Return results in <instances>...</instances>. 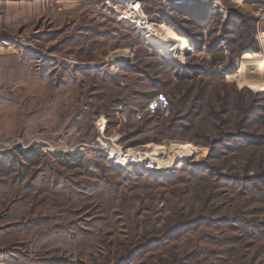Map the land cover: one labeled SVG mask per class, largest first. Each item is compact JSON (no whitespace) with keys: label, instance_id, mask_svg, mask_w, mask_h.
<instances>
[{"label":"rangeland","instance_id":"obj_1","mask_svg":"<svg viewBox=\"0 0 264 264\" xmlns=\"http://www.w3.org/2000/svg\"><path fill=\"white\" fill-rule=\"evenodd\" d=\"M193 1L141 0L161 38L188 41L178 59L111 14L0 0V264H264V72L235 77L244 52L264 63V0L183 23L170 3ZM228 8L251 38L195 49L184 33L218 37ZM184 60L202 67L191 80Z\"/></svg>","mask_w":264,"mask_h":264},{"label":"trees","instance_id":"obj_2","mask_svg":"<svg viewBox=\"0 0 264 264\" xmlns=\"http://www.w3.org/2000/svg\"><path fill=\"white\" fill-rule=\"evenodd\" d=\"M224 1V0H221ZM170 7L172 8V11L176 13L178 17H181L182 22L187 20L189 21L186 17L189 15L193 14L196 9L199 10L198 16L203 20V22L209 21L212 18H219V12L217 8L214 7L212 0H194L193 2H184L180 4H173L170 3ZM195 9V10H192ZM187 10V11H186ZM194 15V14H193ZM166 15H162L163 21L167 22L171 26H174L176 28V25L174 22L170 20L169 17H165ZM246 17L244 13H242L239 9H230L228 8L227 13H226V18L222 22L221 25V31L218 37L211 38L209 42L205 43L203 41L202 35L197 36V39H194L188 34L184 33L186 37L191 39L195 45V49H200L203 46H205L206 50L208 52H215V53H221V41L224 39V41L229 44L228 39L226 37L230 36H236L239 39H247L251 38V23L253 19L250 18V21L246 22ZM250 22V24H249ZM184 23V22H183ZM177 29V28H176ZM232 31V32H227ZM210 34V32H209ZM208 34V35H209ZM181 38H183L185 41H187L183 36L179 35ZM188 42V41H187ZM188 47L191 48V46L188 44ZM243 49V48H242ZM249 53V52H246ZM250 54V53H249ZM219 60V65H222L224 72H230L235 70V62L232 58H229L227 62H225L224 66L222 63V56ZM172 69L174 70V73L176 77L180 80H191L195 78L201 71L202 67L199 64H194V60L192 61H187L184 65L176 64L172 62ZM241 140H238L235 138L234 144L236 146H239L242 141L245 139L241 136H239ZM238 137V138H239ZM249 139V138H246ZM239 142V143H238ZM215 150V149H214ZM213 150V152H214ZM202 164V163H201Z\"/></svg>","mask_w":264,"mask_h":264},{"label":"built area","instance_id":"obj_3","mask_svg":"<svg viewBox=\"0 0 264 264\" xmlns=\"http://www.w3.org/2000/svg\"><path fill=\"white\" fill-rule=\"evenodd\" d=\"M99 8L113 15L118 22L127 24L136 29L146 41L148 39L158 40L161 37L157 27L152 26L153 22L151 18L147 16L141 0H100ZM63 61L67 64H76L71 57L65 58ZM179 63L184 65L185 60ZM110 161L114 166L119 168L139 165L135 156L129 153L118 152L110 158Z\"/></svg>","mask_w":264,"mask_h":264},{"label":"bare ground","instance_id":"obj_4","mask_svg":"<svg viewBox=\"0 0 264 264\" xmlns=\"http://www.w3.org/2000/svg\"><path fill=\"white\" fill-rule=\"evenodd\" d=\"M157 24V23H156ZM164 24V23H163ZM153 26V25H152ZM167 26V25H166ZM165 25H158V28L162 30L163 33H167L164 38H161L162 41L155 40L153 42L154 45H158L160 48L162 47V50L165 51V53L168 55H172L173 57H177L178 59H181L184 48H183V40L181 38L176 37V35L173 33V31L169 30ZM159 38V39H160ZM182 46V48H181ZM120 61V60H119ZM252 61L250 63H256L258 66V69L263 73L264 72V63L262 61H256V59L250 55L249 53L244 52L241 56V62L239 66V74H235V77H240L241 80H243L244 76L243 71L245 69L246 64ZM119 63V62H118ZM116 64V63H115ZM249 65V64H247ZM264 77V76H263ZM234 79V78H233ZM258 84L264 85V78L262 80L258 81ZM183 152V151H182ZM178 154H184L179 152ZM185 155V154H184ZM182 156V155H181ZM173 161V160H172ZM170 160V163L172 162ZM158 162V161H157ZM169 163V162H168ZM168 167V166H167Z\"/></svg>","mask_w":264,"mask_h":264},{"label":"crops","instance_id":"obj_5","mask_svg":"<svg viewBox=\"0 0 264 264\" xmlns=\"http://www.w3.org/2000/svg\"><path fill=\"white\" fill-rule=\"evenodd\" d=\"M41 1H42L41 3L45 7H48L49 5L52 7L54 6L60 12L76 11L77 13H80L78 18L81 17L82 18L81 20L86 21V23H88L89 25L95 23L96 21L104 22L105 15H109L108 13H106L105 11H103L102 9L96 6L99 3V0H90V2L87 0L89 4L87 5V7L90 6L89 9L85 8L86 5L82 0H81V4L78 3L77 0H41ZM76 21L77 20H75L74 22Z\"/></svg>","mask_w":264,"mask_h":264}]
</instances>
